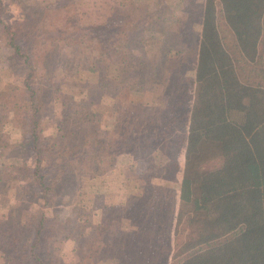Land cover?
<instances>
[{
  "label": "trees",
  "instance_id": "1",
  "mask_svg": "<svg viewBox=\"0 0 264 264\" xmlns=\"http://www.w3.org/2000/svg\"><path fill=\"white\" fill-rule=\"evenodd\" d=\"M139 25L144 37L133 35ZM56 34L32 39L22 54L6 24L0 33L5 46L32 60L14 87L20 98L0 100V127L29 131L35 151L29 165L20 144L0 136V191L13 182L25 199L14 213L0 206V264H65L56 207L119 157L139 160L151 148L148 161L184 150L181 180L172 187L148 178L144 193L127 195L118 212L88 219L80 209L84 215L67 235L79 256L74 264L110 257L125 264L120 246L130 236L138 246H158L153 264H264V0H113L106 22ZM173 35L196 51L190 66L154 42ZM103 41L108 47L95 66ZM61 42L78 47L68 71L58 63ZM153 43L148 60L130 53ZM54 79L56 88L46 85ZM141 79L162 86L152 104L130 89ZM100 80L117 92L110 105L95 100ZM50 98L59 106L61 138L47 145L43 109ZM96 112L109 119L102 138L91 125Z\"/></svg>",
  "mask_w": 264,
  "mask_h": 264
},
{
  "label": "rangeland",
  "instance_id": "2",
  "mask_svg": "<svg viewBox=\"0 0 264 264\" xmlns=\"http://www.w3.org/2000/svg\"><path fill=\"white\" fill-rule=\"evenodd\" d=\"M193 2L199 5L204 0H193ZM112 5L113 0L110 2L109 0H0V33L3 30V24H6L13 33L20 52L24 54L27 51L26 49L32 46L31 40L34 38L50 33H65L70 37L81 26L106 22L112 14ZM143 29V26L139 25L134 29L133 35L144 37ZM194 29L198 31V25L193 26ZM191 36L194 38L195 34H191ZM3 42L0 36V83L2 84L0 87L2 88L0 90V100H3L6 94L10 93L17 101L20 95H17L18 90L14 87L22 86L19 74L27 71L28 65L32 64V60L29 58L26 61L22 56L15 53L12 47L5 46ZM154 42L164 49L178 52L179 56L188 61L187 66L191 65L189 62L196 59V51L182 43L175 35L171 38L159 36L155 38ZM63 43H60L61 52L58 63L62 71H68V63L73 59L78 47L75 44ZM153 46L154 43L145 48L131 47L130 53L136 58L148 60L155 51ZM107 47L108 44L103 41L99 51L94 53L93 65H99L100 52H105ZM58 84L57 79L46 82V85L51 88H56ZM130 89L133 93L140 95L146 104H152L156 101L157 95L161 93L162 86L156 83H146L144 79H141L136 82L131 81ZM27 94L23 91L22 98H28ZM116 94L117 92L110 89L109 84L105 81L100 80L96 85L95 100L98 104H112ZM2 111L6 113L4 108H1ZM58 113L59 106L57 103L51 98L48 99L43 109V114L50 124L43 131L47 145H52L61 138V133L55 128ZM91 118V125L95 130V134L102 138L105 135V123L109 122V119L107 120L106 116L98 112L92 114ZM0 136H2L3 142L12 145L20 144L23 161L26 160L29 165L34 163L35 151L29 131H23L16 125L5 123L0 127ZM153 153L154 148H151L141 154L139 160L134 161L119 157L116 164L108 172L102 176L91 177L84 181L79 191L70 193L66 205L56 207L59 226L65 237L63 249L65 264H74L79 257L74 243L67 235L74 230L80 218V209H83L82 211L85 212L88 219L93 218V216L99 217L103 213L118 212L127 195H141L144 193L146 189L145 181L148 178L151 179L153 184L172 187H175L174 181L179 182L181 180L184 150L172 148L163 155L162 159L148 161ZM171 160H175L176 165L174 163V166H171ZM24 200L23 197L15 194L13 182H8L4 189L0 191V206L9 209L12 213H14L15 204ZM26 201L31 202L30 198ZM32 204L35 214L39 215L43 211L40 202L33 200ZM82 215L84 214L82 213ZM133 238L130 236L120 246L122 248L121 255L126 259L124 263L153 264L159 255L158 246L153 241H147L141 247L137 245V241ZM102 264H118V260L110 257L104 259Z\"/></svg>",
  "mask_w": 264,
  "mask_h": 264
},
{
  "label": "crops",
  "instance_id": "3",
  "mask_svg": "<svg viewBox=\"0 0 264 264\" xmlns=\"http://www.w3.org/2000/svg\"><path fill=\"white\" fill-rule=\"evenodd\" d=\"M110 1H111V0H109V2H110ZM111 3H112V2H111ZM1 85H2V84L0 83V87H1ZM1 89H2V88H0V90H1Z\"/></svg>",
  "mask_w": 264,
  "mask_h": 264
}]
</instances>
